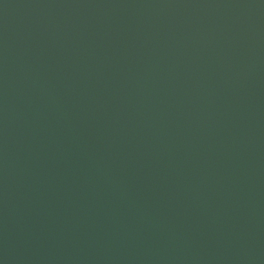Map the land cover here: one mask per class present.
<instances>
[{
  "label": "water",
  "instance_id": "95a60500",
  "mask_svg": "<svg viewBox=\"0 0 264 264\" xmlns=\"http://www.w3.org/2000/svg\"><path fill=\"white\" fill-rule=\"evenodd\" d=\"M0 264H264V0H0Z\"/></svg>",
  "mask_w": 264,
  "mask_h": 264
}]
</instances>
